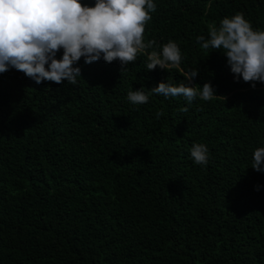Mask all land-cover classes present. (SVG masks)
I'll return each instance as SVG.
<instances>
[{
    "label": "trees",
    "instance_id": "1",
    "mask_svg": "<svg viewBox=\"0 0 264 264\" xmlns=\"http://www.w3.org/2000/svg\"><path fill=\"white\" fill-rule=\"evenodd\" d=\"M156 2L145 40H174L183 71L218 96L131 105L129 89L184 82L143 55L123 71L81 58L77 85L0 74V264H264V172L250 166L264 83L235 81L195 42L236 12L264 29V0ZM193 142L207 165L193 164Z\"/></svg>",
    "mask_w": 264,
    "mask_h": 264
},
{
    "label": "clouds",
    "instance_id": "2",
    "mask_svg": "<svg viewBox=\"0 0 264 264\" xmlns=\"http://www.w3.org/2000/svg\"><path fill=\"white\" fill-rule=\"evenodd\" d=\"M157 6L156 0H93L91 4L83 0H0V74L14 69L36 84L66 81L77 85V78L82 77L81 58L86 64L118 61L123 71L143 55L146 70L176 69L184 82L166 79L148 90L145 86L129 89L131 105L146 104L153 94L165 99L182 97L187 105L197 98L212 100L218 96L216 88L210 81L195 86L199 69L183 71L184 56L174 40L159 45L145 40L146 24ZM195 42L203 50L220 51L235 81L242 79L252 87L264 83V29L253 28L242 12L208 25L207 35H197ZM188 151L193 164L207 165L210 153L205 143L193 142ZM250 166L264 172V142L254 148Z\"/></svg>",
    "mask_w": 264,
    "mask_h": 264
}]
</instances>
